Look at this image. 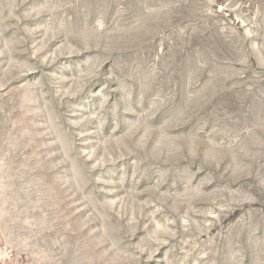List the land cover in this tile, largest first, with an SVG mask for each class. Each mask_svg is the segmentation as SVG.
<instances>
[{
	"label": "rangeland",
	"instance_id": "374dc122",
	"mask_svg": "<svg viewBox=\"0 0 264 264\" xmlns=\"http://www.w3.org/2000/svg\"><path fill=\"white\" fill-rule=\"evenodd\" d=\"M0 264H264V0H0Z\"/></svg>",
	"mask_w": 264,
	"mask_h": 264
}]
</instances>
